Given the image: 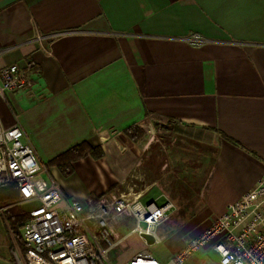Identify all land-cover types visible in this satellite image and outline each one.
Returning <instances> with one entry per match:
<instances>
[{
    "label": "crops",
    "instance_id": "crops-1",
    "mask_svg": "<svg viewBox=\"0 0 264 264\" xmlns=\"http://www.w3.org/2000/svg\"><path fill=\"white\" fill-rule=\"evenodd\" d=\"M192 33L209 42L188 43ZM8 47L0 70L33 62V86L0 97L3 124L19 125L43 163L82 143L103 150L71 173L49 165L82 206L114 190L172 201L156 229L171 249L162 263L264 175V0H0ZM170 121L178 131L157 129ZM33 197L0 187V264H28L25 224L9 211L29 219Z\"/></svg>",
    "mask_w": 264,
    "mask_h": 264
},
{
    "label": "built area",
    "instance_id": "built-area-1",
    "mask_svg": "<svg viewBox=\"0 0 264 264\" xmlns=\"http://www.w3.org/2000/svg\"><path fill=\"white\" fill-rule=\"evenodd\" d=\"M47 38L50 37L38 36L32 42ZM184 40L194 46L209 42L197 33ZM14 48H5L0 54ZM33 64L30 62L24 68L13 63L2 68L0 97L5 99L9 91L31 88ZM23 137L19 125L7 127L0 117V187L16 185L31 189L33 198L39 202L22 235L28 264H113L108 252L123 238L132 233L141 236L144 232L156 237L157 227L169 218L174 208L172 201L145 203L142 193L128 196L110 192L90 198L86 206L74 202L51 167L37 158ZM127 218L135 221V227L119 237L116 229ZM209 246L217 255V264H264V175L240 202L230 204L209 228L191 238L165 263L144 250L124 264H186L188 258ZM16 256L19 257L18 253Z\"/></svg>",
    "mask_w": 264,
    "mask_h": 264
},
{
    "label": "rangeland",
    "instance_id": "rangeland-1",
    "mask_svg": "<svg viewBox=\"0 0 264 264\" xmlns=\"http://www.w3.org/2000/svg\"><path fill=\"white\" fill-rule=\"evenodd\" d=\"M114 191L116 192L117 190ZM134 227L135 221L132 218H127L120 225H118L116 230L119 232V236L123 237L128 234ZM144 250L151 252L158 259H164L171 253V249L167 242L156 241L155 243L149 245L137 233H132L123 238L118 245L112 248L108 252V256L113 264H124L125 262L132 259V257L139 251ZM194 255L197 254L195 253ZM194 255H192L191 258H188L186 264H194ZM205 258V261L209 262V264H214L215 259L217 260V255L212 251L209 252ZM202 262L203 259L200 260L197 264H202Z\"/></svg>",
    "mask_w": 264,
    "mask_h": 264
},
{
    "label": "trees",
    "instance_id": "trees-1",
    "mask_svg": "<svg viewBox=\"0 0 264 264\" xmlns=\"http://www.w3.org/2000/svg\"><path fill=\"white\" fill-rule=\"evenodd\" d=\"M156 127L159 131L171 130L172 132H174V130H179L177 125H172V121L165 125H163L162 123H157ZM88 154H92L95 157H102L104 155V152L99 147L92 149L88 144L82 143L75 147H72L70 150L54 158L51 163L49 162L48 165L57 164L65 173H71V163ZM9 212H11V218L13 219L14 225L21 227L28 220V218L27 220H25L27 216L23 215V213H21L17 208H12ZM20 238L22 242L21 244L24 245L22 235Z\"/></svg>",
    "mask_w": 264,
    "mask_h": 264
},
{
    "label": "water",
    "instance_id": "water-1",
    "mask_svg": "<svg viewBox=\"0 0 264 264\" xmlns=\"http://www.w3.org/2000/svg\"><path fill=\"white\" fill-rule=\"evenodd\" d=\"M141 236L143 237V239L146 240L147 244L149 245L156 242V237L154 234L144 232Z\"/></svg>",
    "mask_w": 264,
    "mask_h": 264
}]
</instances>
